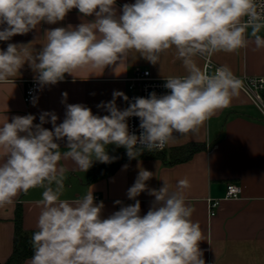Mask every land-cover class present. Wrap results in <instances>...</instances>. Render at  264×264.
Here are the masks:
<instances>
[{"label": "clouds", "instance_id": "9594fccd", "mask_svg": "<svg viewBox=\"0 0 264 264\" xmlns=\"http://www.w3.org/2000/svg\"><path fill=\"white\" fill-rule=\"evenodd\" d=\"M77 9L93 20L79 25L44 31L46 43L39 51L32 43H8L0 49V83H7L28 64L40 85H56L65 74L101 75L106 67L125 64L130 54L156 65L162 55L174 50L184 75L164 78L170 90L158 96L136 97L121 91L111 101L97 105L108 114L94 115L84 104H67L65 117L57 124L55 112H42L40 123L32 114L7 116L0 124V207L10 205L20 193L42 188L32 256L28 264H205L199 244L204 240L194 209L183 190L188 181H167L157 189L147 185L151 171L140 168L127 197L134 204L102 218L105 207L94 202L91 189L74 200L62 199L66 169L59 162L71 160L82 171L94 161L111 163L116 157L107 146L124 147L129 159L144 151L163 150L179 136L197 133L217 110L226 108L239 94L243 82L231 69L214 72L198 61L210 60L218 52L232 53L252 40L264 48V0H135L120 9L116 0H0V41L24 35L41 23L55 25ZM249 29L251 30L249 32ZM115 68V69H116ZM91 76V75H89ZM129 102L123 110L116 103ZM35 104V100L33 101ZM50 117V121L48 119ZM138 117L140 134L129 131L128 119ZM52 124V130L43 125ZM66 140V151L57 141ZM124 165V169H127ZM142 192L154 197L141 216Z\"/></svg>", "mask_w": 264, "mask_h": 264}, {"label": "crops", "instance_id": "0c3cea01", "mask_svg": "<svg viewBox=\"0 0 264 264\" xmlns=\"http://www.w3.org/2000/svg\"><path fill=\"white\" fill-rule=\"evenodd\" d=\"M134 2L116 0V7L120 9L125 3ZM93 19L83 17L77 9H73L55 25L41 23L38 30L15 35L10 41H0V49H6L8 43H32L30 47L39 51L46 43L45 30L67 27L69 24L76 26ZM259 34L264 36V29ZM211 57L217 66L226 65L233 74L264 75V48L257 49L252 40L236 52H218ZM198 63L203 68L205 60L200 59ZM137 66L151 69L156 76L185 74L182 62L175 58L174 50L162 55L160 63L156 65L134 53L130 54L125 64L118 68L106 67L101 75H93L100 70H96V73L77 72L75 79L65 74L64 81L56 85L41 89L38 84L34 104V100H24L26 84L36 75L25 63L9 82L0 83V124L5 116L11 122L14 116L28 114L36 117L34 124H39L42 112H55L57 124L62 123L66 112V104L62 103L64 92L68 94L67 104L81 103L89 107L94 115H107L97 105L111 101L114 91L127 95V78L135 74ZM116 103L119 109L126 108V101L122 97L117 98ZM48 119L50 121V117ZM43 127L52 130L50 122ZM176 135L175 141L167 144L164 150L165 159L125 158L113 170L106 166L95 179H91L89 171L97 168L101 162L94 161L84 172L71 160L62 159L59 164L66 172L61 198L74 200L92 189L94 202L102 201L105 205L102 218H107L120 209L115 201H124L126 205L135 203L128 199L127 190L134 184L140 168L154 174L146 182L150 189L158 190L163 186V181H167L175 190L177 182L186 179L188 186L183 193L186 203L194 209L191 219L199 222L204 234L199 247L205 264H264V118L259 108L240 89L230 105L217 110L197 133ZM57 143L62 152L67 150L66 140ZM198 145L201 146L193 151ZM107 152L112 157H118L126 154V149L109 145ZM124 165L128 166L126 170ZM230 182L241 184V198L225 197ZM42 192V188L30 189L27 193H20L12 204L0 207V264L5 263L14 250L18 207L23 209V227L28 235L32 236L37 231L40 208L36 201L42 198ZM209 198L220 199L213 216L209 214ZM136 199L141 203V216L146 215L154 197L142 192ZM30 259L28 257L18 264H28Z\"/></svg>", "mask_w": 264, "mask_h": 264}, {"label": "built area", "instance_id": "2783aa9c", "mask_svg": "<svg viewBox=\"0 0 264 264\" xmlns=\"http://www.w3.org/2000/svg\"><path fill=\"white\" fill-rule=\"evenodd\" d=\"M208 65V71L214 72L217 66L212 57L210 60L205 61V65ZM243 82L242 90L250 97L253 103L259 108L264 118V75L255 74H234ZM168 76H156L152 73L151 69L137 66L135 69V74L127 78L128 82V94L129 101L134 102L136 97H149L150 93L155 92L158 96L167 94L170 90L164 87L166 83L164 78ZM38 93V83L35 79H31L27 82L24 91V100L32 101L36 99ZM129 106V102H126V108ZM129 131L140 134L141 129L139 128L140 120L138 117H131L128 119ZM167 146V145H166ZM166 146L163 150H165ZM162 151V150H159ZM243 195V189L241 184L236 182H230L227 186L226 198H241ZM98 197V196H97ZM220 199H208L209 204V214L213 216L216 213V207L218 206ZM123 205L126 206L124 201ZM121 207V205H118Z\"/></svg>", "mask_w": 264, "mask_h": 264}, {"label": "trees", "instance_id": "16d2710c", "mask_svg": "<svg viewBox=\"0 0 264 264\" xmlns=\"http://www.w3.org/2000/svg\"><path fill=\"white\" fill-rule=\"evenodd\" d=\"M201 145L195 146L193 148V151L199 148ZM165 151H154V152H148L144 151L141 156L138 158H161L165 159ZM113 162L111 163H100V165L90 170L91 179H95L99 177L106 166H108L109 170L115 169L119 163L125 159L128 158L127 154H122L118 157H116ZM15 225H16V231L14 236V250L10 258L3 264H18L22 262L24 259L32 256V245H31V235H28V233L25 231L23 227V209L22 207H18L16 210L15 215Z\"/></svg>", "mask_w": 264, "mask_h": 264}]
</instances>
